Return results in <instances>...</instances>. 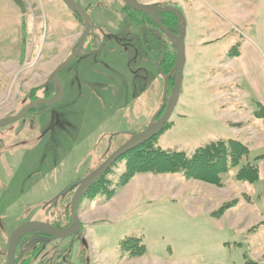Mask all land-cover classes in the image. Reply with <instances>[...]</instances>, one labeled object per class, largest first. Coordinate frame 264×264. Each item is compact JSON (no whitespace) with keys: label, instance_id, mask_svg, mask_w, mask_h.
I'll return each mask as SVG.
<instances>
[{"label":"rangeland","instance_id":"374dc122","mask_svg":"<svg viewBox=\"0 0 264 264\" xmlns=\"http://www.w3.org/2000/svg\"><path fill=\"white\" fill-rule=\"evenodd\" d=\"M76 1L85 6L97 0ZM141 1L168 6L165 0ZM194 1L191 25L183 7L169 6L184 17L186 60L168 120L171 125L153 141L163 149L192 155L212 141L238 139L247 143L249 159L264 158V120L255 113L264 91L259 96L252 83L253 78L264 83V35L261 42L248 32L249 24L233 28L201 1ZM89 12L100 24L119 20L101 7ZM78 15L61 0H0V120L42 97L41 87L67 59L83 30ZM212 29L221 34L218 39H210L207 31ZM144 39L151 46L148 57L138 62L144 72L131 75L135 63L125 64L124 58L120 66L112 61L113 69L73 62L59 73L63 95L57 103L47 108L36 105L25 117L0 129V249L5 250V237L26 220L44 219L68 227L74 189L49 212L43 213L41 206L83 178L87 168L94 170L157 113V118L161 116L164 78L169 76L167 97L174 83L175 51L168 40L167 68L164 76L158 75L154 38L146 34ZM245 43L254 50L245 48ZM239 58H244L247 68ZM126 163L119 159L106 172L94 188L100 195L84 193L75 236L56 239L59 245H71L82 238L73 245L72 258L78 256V245L85 249L90 238L98 260L89 256V264H244V255L264 262L257 259L264 253V242L258 244L260 238L250 239L246 232L249 228L255 233L256 223L263 220L258 212L264 198L255 204L254 196H249L254 185L238 182L235 169L221 175V187L181 173L137 174L132 186L120 187L110 197ZM231 200L233 207L222 217H213L212 211ZM97 205L104 206L98 210ZM136 236L142 239L145 253L130 257L126 243L120 241Z\"/></svg>","mask_w":264,"mask_h":264},{"label":"flooded vegetation","instance_id":"af4514ba","mask_svg":"<svg viewBox=\"0 0 264 264\" xmlns=\"http://www.w3.org/2000/svg\"><path fill=\"white\" fill-rule=\"evenodd\" d=\"M136 1L137 3L143 5L153 4V3L143 2L141 0H136ZM75 2L77 1L75 0ZM154 6L158 9L166 7L161 4H157V5L155 4ZM82 7L90 16L92 20V26L90 27V30L85 37L84 45L80 53L68 65H70L73 62L74 63L78 62V63H83L82 65L85 68L104 66L105 68L113 69L114 67L111 64L112 63L111 61H115L120 66L122 65L121 64L122 58H124L126 62L125 64L129 63L130 65V62L135 63L134 64L135 68L129 69L130 70L129 73L131 75L132 74L135 75V72L137 70H141L144 72L146 69L143 66H141L140 63L138 62L139 60L146 58V56L148 57L149 55L151 46L146 44L147 42L144 39V36L146 34H150L154 38L153 43L156 48L154 52L158 53V57L155 61L157 73L158 75L164 76L162 75V71L163 69L166 70L165 68H167L164 55H165L168 39L166 35L155 26L149 15L130 8L122 0H111L109 5H105L103 0H97L94 3H87L85 6ZM100 7L104 8V10H106V12H108L112 16L117 17L119 19L118 22L107 21L104 24H100L96 22L89 11L98 10V8ZM167 13L168 12L156 13V17L159 20V22H161V24H163L166 28L167 26L165 25V19L167 17ZM78 16L82 19L84 27L81 34L77 38L76 42L73 44V47L70 50L71 51L70 54L72 53L73 49L76 48L77 42L79 41L85 28L83 17L81 15ZM125 67L127 68L128 65H125ZM65 68H63L62 70H64ZM59 73H58V77H60ZM49 76L48 79L46 80V86L41 87V89L43 90L42 97H38V98H52L55 96L56 90L53 85L55 83L49 81ZM50 85L52 86L51 88ZM44 107L47 108L49 106L44 105ZM39 111L40 113L38 114H42V109ZM46 131L49 132L50 129ZM60 193L57 194L56 196L64 195ZM46 203H44L41 206V210L43 213L47 209ZM28 221H40V222L48 223L58 229H65V228H59L55 226V224L44 219L26 220L20 223L19 225ZM19 225H17L16 227H18ZM26 233H28V231L21 234L17 239L13 264H89L88 263L89 258L83 255V251H82L83 248L79 245L78 247L80 254L78 253V256L72 258L73 245L75 243L78 244L79 242L81 243L82 238L80 237L76 236L77 237L76 240L79 242H77L74 239L71 241V245L68 244L66 245L62 243L59 245L56 241L57 238L45 232L36 230L32 236L26 237L28 238V240L24 241L23 246H20V241L22 238L25 237ZM10 235L5 237V250L3 248L0 249V264H7V247H8V241ZM67 238H62L61 240H65ZM66 246L69 249L68 252L65 251ZM80 250L82 252H80Z\"/></svg>","mask_w":264,"mask_h":264},{"label":"trees","instance_id":"16d2710c","mask_svg":"<svg viewBox=\"0 0 264 264\" xmlns=\"http://www.w3.org/2000/svg\"><path fill=\"white\" fill-rule=\"evenodd\" d=\"M176 21L177 19L174 15L167 13L165 25L169 31L178 33ZM233 52L238 54L237 50ZM232 54L233 53L230 55ZM257 109L258 111L255 112L256 115L264 120V106L261 103H258ZM170 125L171 123L168 122L162 131H164ZM122 133L124 132H119L116 134ZM154 138L155 137L144 142L120 158L126 159L127 163L125 171L119 177L116 187L112 188L108 193L109 196L115 194L116 189L125 186L137 174L181 173L187 179L199 180L221 187L223 186L221 175L235 169V179L240 183L253 184L258 180L259 167L256 160L261 158L256 156L252 160L249 159L250 149L247 143L241 140H215L203 147L197 148L195 152L192 153V155H188L183 151L163 149L155 144V141H153ZM103 177L101 179H103ZM101 179L88 190H86V193L91 192L93 196L100 195L101 193L96 191L94 188L101 181ZM64 196L66 195L55 196L53 198L55 201L52 199L46 203V211H48L50 208H54L55 202ZM234 204L235 201L233 200L226 201L217 209L212 211L211 214L213 217L220 218L222 217L223 213L227 209L233 207ZM56 224L58 225L57 227L64 228L60 223V226L58 223ZM35 231L36 230L28 231L25 237L21 239L20 246H23L24 241L28 240L26 237L32 236ZM120 244L123 246L125 245L124 247H126L127 253L130 257L142 256L145 253V246L142 244L140 237H126L120 241ZM65 248V251L68 252V247L66 246ZM244 264H264V262L252 260L247 255H244Z\"/></svg>","mask_w":264,"mask_h":264},{"label":"water","instance_id":"95a60500","mask_svg":"<svg viewBox=\"0 0 264 264\" xmlns=\"http://www.w3.org/2000/svg\"><path fill=\"white\" fill-rule=\"evenodd\" d=\"M61 1L68 9H70L73 12L78 13L79 15L83 17L85 28H84V31L79 41L77 42L76 48L73 49L72 53L67 57V59H65L62 63H60L52 71V73L49 76V81L55 83L56 85V94L52 98H37V99L30 101L21 110L20 113L16 115L7 116L3 118L2 120H0V129L11 123L19 121L20 119L25 117L26 114L36 105L44 104L46 106H51L57 103L62 97L63 86L58 77V73L63 68H65L71 61H73L80 53L84 45L85 37L87 33L89 32L90 27L92 26V20L90 16L87 14V12L85 11V9H83V7H81L77 2H75V0H61ZM122 1L130 8L149 15L151 17V20L155 24V26L166 35L167 39L169 40V42L172 44L174 48L175 63H174V67L171 73V74L174 73V83L170 91V94L167 97V81H168L169 76L164 78L163 102L160 108V110H162V114L159 118H157L158 116L157 115L158 113H157L153 117L151 122L142 131L131 134L126 141H124L115 150H113L101 162V164L98 165L94 170L90 171L83 178L71 182L62 190L60 194H65L69 190L74 189V192L70 200L71 225L69 227L65 229H58L48 223H44L40 221H28L16 227L12 231L9 237V241H8L7 264H13L17 239L19 238L21 234H23L26 231L39 230L49 235H52L53 237L57 239L67 238V237L75 235L80 229L78 208H79L80 200L83 194L86 192V190H88L97 181H99L104 176V174L111 168V166L117 160L123 157L127 152L133 150L134 148L140 146L144 142L156 136L168 123V120L174 110V107L178 99L179 91H180L183 69H184V64L186 60L184 32H183V26H182L183 16L180 15L179 11L169 6L158 9L154 5H143V4L137 3L136 0H122ZM157 12H168V13L173 14L176 17L178 34H175L169 31L163 24H161V22H159V20L156 17Z\"/></svg>","mask_w":264,"mask_h":264},{"label":"crops","instance_id":"0c3cea01","mask_svg":"<svg viewBox=\"0 0 264 264\" xmlns=\"http://www.w3.org/2000/svg\"><path fill=\"white\" fill-rule=\"evenodd\" d=\"M165 1L168 4V6L173 7V5H175V6H179L180 8L183 7V9L187 13L186 19L189 20L190 25L192 24L193 17H194V9H195V1L194 0H165ZM199 1H201V3L205 7H207L208 9L210 8L212 10L211 13L214 14L218 19L222 20L223 22L225 21L226 24H229L233 28H236L239 24H243V23L249 24L248 25V28H249L248 32L249 33L251 32L252 34H254V36H256L259 41H261V42L263 41V39H261V38H262V35H264V0H199ZM183 19H184V17H183ZM190 25H189V27H190ZM207 32L210 35L209 36L210 39H216L217 37H219L221 35V34H217L215 29L209 30ZM244 47L245 48L249 47L250 49L254 50L253 45L250 46L249 44L245 43ZM239 61H240V63L242 61L243 68H247V63L244 60V58H242V60H241V58H239ZM111 64L114 67V64L113 63H111ZM252 83H253L254 89L256 90L258 95L261 96V92L264 91V83L258 79H255V78H253ZM262 99L263 100L260 101V103L264 106V98H262ZM1 158H2V156L0 157V160H1ZM256 162H257V165L259 167L258 180H257V182L253 183L254 188H253V190L250 191L251 194L249 195V196H254V203L255 204H256V202L261 203L263 201V198H264V189L263 190L260 189L261 184L264 183V158L258 159V160H256ZM86 171H88L87 173H89L88 168ZM137 176L139 177V175H137ZM133 180H134V177L130 180V182L127 185L122 187V189L125 187H128V186H132L134 184ZM254 189H256V190H254ZM123 205H124L126 210H129V208H126L127 204H123ZM103 206L104 205H102V206L97 205L96 209L100 210V208H102ZM133 206L131 207V209H134ZM259 208L260 209H259L258 213L261 215L263 220H259L256 223L257 231H255V233H252V231H249V228L247 229L246 232H247V235L250 234V236H249L250 239H251V237H257L258 239L260 238L258 240V244L259 243L262 244V242H264V239H263L264 238V207L259 206ZM86 223L88 225H90V223L88 221ZM89 227L90 226H88V230L90 231ZM87 240H88L87 241L88 244L85 247V249H83V251H84L83 255L87 258H89V256H91L94 259V261L97 263L98 254L95 251V248L93 246L91 239L87 238ZM80 252H82V251L80 250ZM263 255H264V253L262 252V254H260V256H259L260 258H257V259H259V261H260V259L264 260Z\"/></svg>","mask_w":264,"mask_h":264},{"label":"bare ground","instance_id":"6f19581e","mask_svg":"<svg viewBox=\"0 0 264 264\" xmlns=\"http://www.w3.org/2000/svg\"><path fill=\"white\" fill-rule=\"evenodd\" d=\"M139 2H141V1H139ZM82 7V6H81ZM162 13V12H161ZM159 14V13H158ZM177 34V33H176ZM67 193V192H66ZM53 201H55V199L53 200ZM19 241V240H18Z\"/></svg>","mask_w":264,"mask_h":264}]
</instances>
